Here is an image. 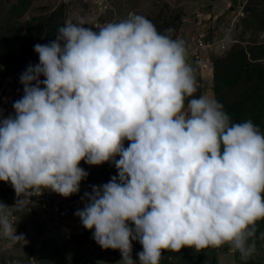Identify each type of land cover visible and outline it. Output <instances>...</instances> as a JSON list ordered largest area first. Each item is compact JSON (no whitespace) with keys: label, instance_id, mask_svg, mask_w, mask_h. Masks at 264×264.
<instances>
[{"label":"clouds","instance_id":"1","mask_svg":"<svg viewBox=\"0 0 264 264\" xmlns=\"http://www.w3.org/2000/svg\"><path fill=\"white\" fill-rule=\"evenodd\" d=\"M85 25L66 21L34 45L39 63L20 77L15 115L0 118V181L23 197L15 207L44 189L78 193L81 161L111 162L117 175L91 186L75 215L121 264H137L132 241L139 264L225 245L247 261L264 221V133L251 120L232 123L214 97L191 98L196 79L171 28L162 34L135 13ZM7 208L0 203V236L19 243Z\"/></svg>","mask_w":264,"mask_h":264},{"label":"rangeland","instance_id":"2","mask_svg":"<svg viewBox=\"0 0 264 264\" xmlns=\"http://www.w3.org/2000/svg\"><path fill=\"white\" fill-rule=\"evenodd\" d=\"M11 7L19 11L11 13ZM53 13L63 21L54 23L56 32L66 21L81 18L85 27L96 31L109 22L126 19L130 13L146 17L162 34L171 28L172 38L185 44L187 63L196 79L197 92L191 98L214 97L232 123L251 120L264 133V0H0V40L17 32L8 27L13 19L21 26L20 38L13 45L16 58H21L27 22L37 19L34 25L40 21L38 30L42 31L39 37L30 32L26 59L15 71L0 76V118L15 115L12 105L24 94L20 77L29 65L39 63L34 45L50 42L46 19ZM233 55L235 59L226 62ZM221 61L222 71L229 67L220 76L216 70ZM216 81L220 85L215 92ZM79 167L88 176L80 182L78 193L65 198L44 189L30 196L25 208L15 207L23 197H17L10 183L0 181V203L8 206L15 234L23 235L19 243L0 236V264H121L120 251L101 248L93 239L94 230L85 229L75 215L87 202L82 199L84 193H90L93 185L109 182L117 170L111 162L88 165L81 161ZM255 244L256 251L247 261L225 245L199 251L193 247L179 252L164 250L160 264H264V221L256 225ZM140 251L139 241H132L131 255L137 264Z\"/></svg>","mask_w":264,"mask_h":264},{"label":"trees","instance_id":"3","mask_svg":"<svg viewBox=\"0 0 264 264\" xmlns=\"http://www.w3.org/2000/svg\"><path fill=\"white\" fill-rule=\"evenodd\" d=\"M240 2H241V0H240ZM18 9L19 8H17V7H11L10 12L11 13H17L19 11ZM55 15H56V13H53V15L51 17L46 19L47 20L46 36H47V39H49L50 41L54 40L53 37H55V35L57 34V32L55 31L54 23L60 24L63 22L59 16L57 17ZM56 19H59V20H56ZM36 20L37 19L27 22V26H26L25 34H24L25 37L23 36V38L21 39V40H23V44H22V47L20 49V53H21L20 59L16 58L13 45L15 44L16 40H18L20 38L19 33H20L21 26H19V24L16 22V19H13L12 22L10 23L11 25L8 26L11 29L17 30V32L13 31L11 33V35L8 36V38H2L0 40V76H3L9 72L15 71L16 67L19 66L18 63H20L21 61L26 59V52L31 46V44L29 45L30 39H28V37L30 36V32L32 33L33 31H35L36 34L38 35V37L40 36L39 34L42 33L41 30H38V28L40 27V21L37 25H34ZM242 54H243V52H241V54L239 55V58H241ZM235 56L236 55L230 56L229 59L226 60V62L229 60L235 59ZM224 61H221L220 63H218L217 70L215 69L217 75L221 76L222 74H225L227 72L226 69L229 66L226 67L223 71L220 68V66L223 64ZM250 65L251 64L248 63L246 65V67L248 69H250ZM240 68H241V66H239V69ZM259 73H261V70L259 71ZM260 83H261V80H259V84ZM218 85H220V84H219V82L216 81V84L214 86L215 92L219 89ZM261 110H264V106L262 107Z\"/></svg>","mask_w":264,"mask_h":264},{"label":"built area","instance_id":"4","mask_svg":"<svg viewBox=\"0 0 264 264\" xmlns=\"http://www.w3.org/2000/svg\"><path fill=\"white\" fill-rule=\"evenodd\" d=\"M42 203H43V202H42ZM42 203H41V204H42ZM42 207H43V209H44V208H45V205H42Z\"/></svg>","mask_w":264,"mask_h":264},{"label":"bare ground","instance_id":"5","mask_svg":"<svg viewBox=\"0 0 264 264\" xmlns=\"http://www.w3.org/2000/svg\"><path fill=\"white\" fill-rule=\"evenodd\" d=\"M120 19V18H119Z\"/></svg>","mask_w":264,"mask_h":264}]
</instances>
